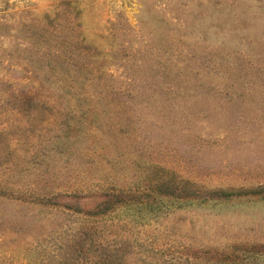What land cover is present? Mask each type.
Listing matches in <instances>:
<instances>
[{"label":"rangeland","instance_id":"obj_1","mask_svg":"<svg viewBox=\"0 0 264 264\" xmlns=\"http://www.w3.org/2000/svg\"><path fill=\"white\" fill-rule=\"evenodd\" d=\"M0 264H264V0H0Z\"/></svg>","mask_w":264,"mask_h":264},{"label":"trees","instance_id":"obj_2","mask_svg":"<svg viewBox=\"0 0 264 264\" xmlns=\"http://www.w3.org/2000/svg\"><path fill=\"white\" fill-rule=\"evenodd\" d=\"M104 212V213H103ZM100 214H107V210L106 209H104L103 211H101V213ZM92 215H94V214H92ZM95 216V215H94Z\"/></svg>","mask_w":264,"mask_h":264}]
</instances>
